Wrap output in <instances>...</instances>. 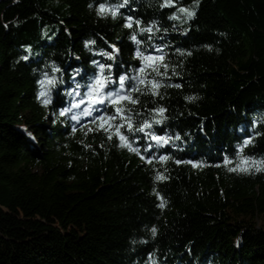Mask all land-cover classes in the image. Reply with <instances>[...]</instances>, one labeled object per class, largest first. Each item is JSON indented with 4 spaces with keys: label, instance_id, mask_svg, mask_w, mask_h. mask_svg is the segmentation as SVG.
I'll use <instances>...</instances> for the list:
<instances>
[{
    "label": "trees",
    "instance_id": "obj_1",
    "mask_svg": "<svg viewBox=\"0 0 264 264\" xmlns=\"http://www.w3.org/2000/svg\"><path fill=\"white\" fill-rule=\"evenodd\" d=\"M29 1L0 37V264H264V164L251 162L264 161V0H199L185 26L172 13L192 0ZM138 49L164 58L145 64L157 94L138 85L121 107L134 127L162 115L150 130L171 138L122 128L140 153L91 123L99 111L72 119L99 64L137 83ZM241 157L249 170L230 171ZM15 231L42 238L17 244Z\"/></svg>",
    "mask_w": 264,
    "mask_h": 264
},
{
    "label": "snow or ice",
    "instance_id": "obj_2",
    "mask_svg": "<svg viewBox=\"0 0 264 264\" xmlns=\"http://www.w3.org/2000/svg\"><path fill=\"white\" fill-rule=\"evenodd\" d=\"M174 2V0H165L164 4L161 5L162 7L165 5H169L172 4ZM195 3L198 4L199 0H194ZM125 3H127V0H125ZM100 9V14L104 15L105 14V9L106 6L104 4H100L99 6ZM108 11L111 12V14L113 15V17L116 16L118 9L113 6V8L107 9ZM179 11L181 13H185L186 17L188 19H191L194 15H195V11L194 10H190L188 8L185 7H181L179 9ZM172 18H176L179 19V17H176L175 14L173 15ZM132 22H133V17L132 16H128L126 17V27L131 28L132 27ZM135 23L137 25H139L141 23V21L136 20ZM140 32H152V28L148 27V28H144L141 27ZM151 38V37H149ZM130 39H132L134 42H136L137 44L141 43V41L137 40L136 34L135 32H133V34L131 35ZM87 44H94L95 41L94 40H89L86 42ZM113 48L115 47L114 45L112 46ZM117 52H119V49H116ZM179 51V50H178ZM190 54V53H189ZM104 56H107L109 58H113L112 53L111 52H103ZM136 56L138 58L141 59V66L139 67V69H137V71L141 74L138 76H134L131 79L137 81L136 84H133L131 86L130 89H126L125 88V80L129 79L126 75H120L118 77V81L117 79H115L111 74L109 75H105V69H111L112 65H105V64H99V74H97L96 76L93 77L92 82L89 84L88 86V92L86 94H84L83 98H81L80 100L76 101L75 104L73 105L74 107H80L81 105L87 104L88 108L85 109L84 111V115L86 116H92V114L94 112L99 111V114L95 116V118L91 121V123L96 124L97 122H99L98 127L99 128H103L104 131L109 132L110 129H114L115 130V134L117 136V138L119 139V141L121 142V146L122 147H129L130 150L140 153V149L138 147H134L132 145V142L128 139V136L121 131L122 128L127 129V132L133 133V132H143L145 133L146 137L150 140V141H154L156 143L157 146H163L166 145L170 142L171 138L168 137L167 135H157L154 131H151L150 129L152 128V124L154 123H161L162 120L165 118L162 115L160 116L159 119H157V117H153L152 121L149 120H144L139 127H134L133 123H132V117L127 115L126 113L128 111H130V109H124L121 107V104L124 101H127L129 103L132 104H136L139 103L138 98H134L131 93L132 92H139L140 88L138 87V85H151V90L153 95H156V91L155 89L159 86L158 81H156L155 79H148L147 74L145 73V64L146 62L149 61H154L156 59L160 60L161 62L163 61V57H156L154 56L152 53H143L141 52L139 49L136 51ZM28 57H23V59H27ZM93 63H97L96 61H93ZM149 67L152 68V71L156 73L157 76L159 75H166V73H160L159 71V67L155 66L154 64H149ZM163 67L167 68V64H164ZM53 80H49L48 83H53ZM41 85H44L45 81H40ZM119 84V90H109V85L111 84ZM177 87H179L180 85H176ZM80 85H77V88H79ZM73 92H75L77 95H80V93L76 92V89H73ZM39 95L41 97H45L43 99V103L45 105H47L48 103H50V97L46 96L45 91H41L39 93ZM71 95V93H70ZM186 99L188 100H194L195 97L190 96V97H186ZM105 104L108 105H112L114 107V111L109 114V112L107 110H100V106H103ZM70 111V109H64L63 112H68ZM152 111L155 112H159V113H163L165 111V109L161 108H157V109H153ZM63 114V113H62ZM119 117L121 123L119 124H113L110 123L112 121H115L117 118ZM72 119L76 120L77 117L73 116ZM107 124V127H105V125ZM29 136H31L32 134L29 132L28 133ZM109 139L112 138L111 134H109ZM176 139H180V137L177 135L175 137ZM252 137H248L245 141L244 144H248L251 143ZM147 147L149 149L152 148V144H148ZM142 158L145 159L148 163H152V160L155 159V157L151 156V154L144 156L143 153H141ZM170 157L167 155H162L159 157V159L161 161H166L167 159H169ZM251 160V158L249 157H241V164H237L235 168H230V171H236V170H240V171H248L249 169L247 167H242V164ZM182 161L177 160L176 163H181ZM253 164H264V161H255L252 160L251 161ZM187 163H193L192 161H188ZM225 163H231V161L226 157L225 158ZM257 171L260 170L259 167L256 168ZM166 177L163 176L162 173H158L156 176L157 180H161V179H165ZM161 199H163L161 197ZM161 207H163V204H161ZM153 235L156 234L157 229L155 227H153L151 229Z\"/></svg>",
    "mask_w": 264,
    "mask_h": 264
},
{
    "label": "rangeland",
    "instance_id": "obj_3",
    "mask_svg": "<svg viewBox=\"0 0 264 264\" xmlns=\"http://www.w3.org/2000/svg\"><path fill=\"white\" fill-rule=\"evenodd\" d=\"M21 3L25 7V11L21 10ZM198 4L192 0L188 5L182 6L190 10L196 11ZM31 2L29 0H0V37H5L12 27L15 20H17L23 14H27L31 11ZM181 7L174 10L172 17L175 14L179 19L173 18L176 24L179 26H185L189 20L185 13L179 11ZM85 111L88 108L87 104L81 105ZM6 212V211H5ZM10 238L17 244H24L30 241H38L42 238L39 235H30L22 231H15L10 235ZM38 239V240H37Z\"/></svg>",
    "mask_w": 264,
    "mask_h": 264
}]
</instances>
